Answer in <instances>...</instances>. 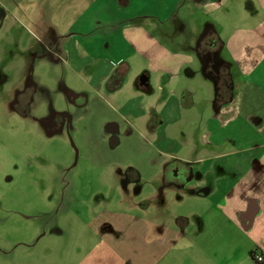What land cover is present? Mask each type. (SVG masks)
Here are the masks:
<instances>
[{
	"label": "crops",
	"instance_id": "crops-1",
	"mask_svg": "<svg viewBox=\"0 0 264 264\" xmlns=\"http://www.w3.org/2000/svg\"><path fill=\"white\" fill-rule=\"evenodd\" d=\"M3 2L13 0H0L5 11ZM90 2L40 69L72 90L69 127L85 160L119 173L98 182L115 206L81 210L102 235L81 238L76 263L157 264L187 241L197 248L189 264H252V252L264 254V0ZM6 19L0 102L17 93L10 111L22 113L29 31ZM52 91L56 122L62 91ZM167 190L199 199L195 228L146 215L167 214Z\"/></svg>",
	"mask_w": 264,
	"mask_h": 264
},
{
	"label": "rangeland",
	"instance_id": "rangeland-1",
	"mask_svg": "<svg viewBox=\"0 0 264 264\" xmlns=\"http://www.w3.org/2000/svg\"><path fill=\"white\" fill-rule=\"evenodd\" d=\"M90 1L13 0L3 2L5 11L0 5V15L7 17L5 27L10 22L14 25L16 18L27 27L26 61L31 64L24 87L18 89L23 94L27 92L25 88L28 90L27 101L17 105L22 113L10 111L9 102L17 100V93L0 102V264H77L75 254L80 261L81 238L88 241L102 235L90 230L88 223L93 217L84 211L89 214L91 207L103 209L115 206L109 204L111 199H116L114 203L119 201L114 191H108V185L98 183L119 173L94 168L73 140L69 127L72 112L68 107H76L70 101L72 90L66 79L63 75L55 79L51 71L42 74L40 70L55 60L49 53L54 38L69 32ZM14 50L21 49L14 45ZM20 54H16V59ZM52 89L62 91L61 119L56 122L48 118L49 106L57 100ZM163 197L167 214L153 206L146 214L148 217L156 211L159 214L154 218L162 225H171V221L181 217L189 218L193 227L196 225L199 200L196 195L181 196L167 190ZM75 225L81 230H74ZM205 249L212 253L211 248ZM196 251V246L183 241L157 264H168L171 260V264H189L187 257ZM204 260L205 264H212ZM252 262L256 264L253 259Z\"/></svg>",
	"mask_w": 264,
	"mask_h": 264
},
{
	"label": "built area",
	"instance_id": "built-area-1",
	"mask_svg": "<svg viewBox=\"0 0 264 264\" xmlns=\"http://www.w3.org/2000/svg\"><path fill=\"white\" fill-rule=\"evenodd\" d=\"M254 261L257 264H264V254L260 253V252H256L254 254Z\"/></svg>",
	"mask_w": 264,
	"mask_h": 264
},
{
	"label": "trees",
	"instance_id": "trees-1",
	"mask_svg": "<svg viewBox=\"0 0 264 264\" xmlns=\"http://www.w3.org/2000/svg\"><path fill=\"white\" fill-rule=\"evenodd\" d=\"M226 87H225V85L223 84V86H222V97L224 96V94H225V92H226ZM256 252H259V251H254V252H252V254H251V256H252V259L254 260V254L256 253ZM257 264V263H256Z\"/></svg>",
	"mask_w": 264,
	"mask_h": 264
}]
</instances>
